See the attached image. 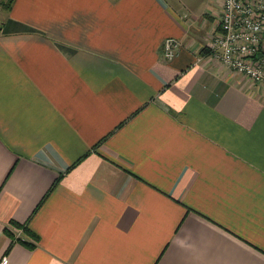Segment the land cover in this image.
Instances as JSON below:
<instances>
[{
    "label": "crops",
    "instance_id": "0c3cea01",
    "mask_svg": "<svg viewBox=\"0 0 264 264\" xmlns=\"http://www.w3.org/2000/svg\"><path fill=\"white\" fill-rule=\"evenodd\" d=\"M222 4L0 0V261L264 264V81L212 59Z\"/></svg>",
    "mask_w": 264,
    "mask_h": 264
},
{
    "label": "built area",
    "instance_id": "2783aa9c",
    "mask_svg": "<svg viewBox=\"0 0 264 264\" xmlns=\"http://www.w3.org/2000/svg\"><path fill=\"white\" fill-rule=\"evenodd\" d=\"M180 41L168 37L163 55L172 59ZM212 59L254 83L264 81V0H223L219 29L207 43ZM7 262L2 257L0 264Z\"/></svg>",
    "mask_w": 264,
    "mask_h": 264
},
{
    "label": "trees",
    "instance_id": "16d2710c",
    "mask_svg": "<svg viewBox=\"0 0 264 264\" xmlns=\"http://www.w3.org/2000/svg\"><path fill=\"white\" fill-rule=\"evenodd\" d=\"M24 230H26V228H24ZM26 232H29V234L31 235L30 231L26 230ZM8 233H9V231H8ZM18 240L21 241V242H23V243L26 244L27 246H32V245L30 244V242H28V241H24V240H21V239H18Z\"/></svg>",
    "mask_w": 264,
    "mask_h": 264
},
{
    "label": "rangeland",
    "instance_id": "374dc122",
    "mask_svg": "<svg viewBox=\"0 0 264 264\" xmlns=\"http://www.w3.org/2000/svg\"><path fill=\"white\" fill-rule=\"evenodd\" d=\"M218 26H219V23H218L217 27H218ZM217 27H216V28H217ZM209 49H210V48H208V50H209Z\"/></svg>",
    "mask_w": 264,
    "mask_h": 264
}]
</instances>
